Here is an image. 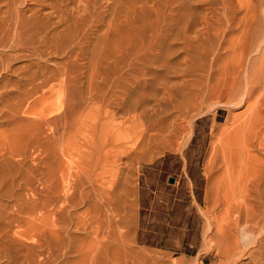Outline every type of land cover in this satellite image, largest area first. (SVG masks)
<instances>
[{
  "label": "rangeland",
  "instance_id": "374dc122",
  "mask_svg": "<svg viewBox=\"0 0 264 264\" xmlns=\"http://www.w3.org/2000/svg\"><path fill=\"white\" fill-rule=\"evenodd\" d=\"M241 50L245 54L252 51L249 59L257 62L252 69L264 74V0H0V238L8 226V244L3 250L7 253L0 252V264H264V186L261 197L255 192L252 197L234 194L218 202L213 197L223 175L215 172L221 160L212 169L214 149L222 131L232 129L236 121L243 123L247 105L231 110L229 105L207 99L210 105L200 104L198 113V107L192 108L205 84L218 78ZM167 88L173 94L169 98L164 94ZM111 93L115 94L114 107L137 93L160 100L159 114H148L149 119L146 116L144 126L138 128H146L147 139L152 137L149 130L155 135L160 126L170 129L171 121L177 119L186 120L185 129L191 132H181L179 143L170 149L148 142L144 156L141 146L136 153L121 155L116 168L106 172L117 171L112 174L115 178L105 175L103 194L88 184L91 197L82 209L86 230L77 233L72 243L65 234L54 233L60 229L58 222L52 220L40 228L33 204L37 197L28 190L38 188L43 156L47 171L65 160L58 154L65 120L60 117L54 133L32 122L63 116L66 104L74 105L68 118L78 117L91 104L101 103L98 107L102 108V99ZM186 104L192 108L187 112ZM174 106H181L185 113ZM178 114L183 117L177 118ZM261 129L255 138L245 130L237 136L242 138L241 148L246 150L243 145H249L248 154H256L259 159L252 158L260 165L264 163ZM39 145L45 147L41 158L37 156ZM161 160L164 167L153 171L160 183L149 190L176 193V188L163 184L168 176L190 174L193 181L186 180L177 189L183 200L179 206L172 207L174 197L161 202L159 210L170 214L164 216L168 227L162 226L161 231L170 238L155 240L159 246H144L136 238L140 196L146 192L141 174ZM18 199L30 205L27 211L33 216L16 215ZM89 216L94 221L88 225L87 221L92 222ZM16 218L21 221L20 231L24 228L35 241L16 243ZM32 223L37 226L35 231L29 230ZM89 239L98 241L90 244ZM169 243L173 251L164 249ZM89 248L93 251L88 252Z\"/></svg>",
  "mask_w": 264,
  "mask_h": 264
},
{
  "label": "bare ground",
  "instance_id": "6f19581e",
  "mask_svg": "<svg viewBox=\"0 0 264 264\" xmlns=\"http://www.w3.org/2000/svg\"><path fill=\"white\" fill-rule=\"evenodd\" d=\"M11 37L14 38V36H11ZM10 43H12V42H10ZM12 46H14V43L12 44ZM10 47H11V45H10ZM261 49H262V47H261ZM241 51H242V53L239 55L235 56V54H234L235 57L234 56H233L234 58L232 57L230 65H228L225 69H223V71L220 69V71H222V72H219L220 75H217V77H218V78H216L217 80L216 79L213 81L209 80L207 85L205 84V88L202 90L203 92L201 93V95H199L198 98L195 97L196 99L194 98L195 100H197V99H199V100L196 101L197 103L194 101L195 104L194 103L192 104V108L198 107L197 109H195L197 113H198V109H199L200 104L202 106H203V104H207L209 106L210 105L209 102L211 100H212V102L214 100H216V102L218 101V102L224 103L221 105H229L231 110L236 105H238V106L239 105L240 106L247 105V108H245L246 110L243 112V115L245 116V120L243 121V123H240L237 125L236 124L237 121L236 122L233 121L234 122L233 128H232V126H230L231 124H229V126H228V127H231L232 129L228 130L225 133H224V131H222L223 133L220 132V133H222V135L219 134L221 136L218 139V141H220L219 144H217L218 148L214 149L215 155H214V159H213L212 169L216 168V166H218V162L221 160L220 167H219L218 171H215V172H217L216 174H219L222 171V174H223V175L220 174L222 176H221L220 183H218L219 184L218 185L219 190L217 191V189H216L215 190L216 196H215V193L213 195V197H216L215 200L217 202L219 200H221V198H223V200L225 199L224 201H226V199L227 200L230 199L231 196H233L234 194H240L243 196H245L247 194V196L249 195L251 197H252V194L254 192L256 193L255 195H257L258 197H261V195L263 194L262 186H264V185H262V184L264 182V163L261 160L262 158L260 157V160L262 161V164L260 165L259 164L260 162L258 163V161L256 160V159H259V158H257L256 154L252 153L253 156H252V154L251 155L248 154V153H250V148H248L249 145L248 146H247V144H246V146L243 145L244 148L246 147V150L241 148L242 146H241L240 140L242 138L241 139L239 138L240 139L239 140L237 138V136L240 133V131L242 132L243 130H245L246 133H248V135H250L251 137L252 136L254 137V136H256V134L259 133V132H257V130H259L262 127H263V129H261V132H262V130H264V74L259 73L262 70L258 69L259 71L257 73V71H254L252 69V68H255V67H252L253 64L257 63V62H255L256 59L253 61L255 63H252V61L250 60L251 59L250 55L252 54L251 53L252 51L249 50L246 54L243 52V50H241ZM256 53H258V52H256ZM262 54H263L262 55V61H263L262 64H263L264 63V52ZM89 94L91 95V92H89ZM164 94L166 97L169 98L172 94L171 89L167 88L164 91ZM238 95L242 96V98H240V101L238 99L239 98ZM165 96L162 98L165 99ZM114 98H115V94L113 95V93H111L109 96H106L105 99H102L103 102L101 100L102 106H103L102 108H101V106H99L100 108L98 107L99 103L97 105H94V106L91 104L89 107H86L85 110H83L80 114H78L77 115L78 117H71L70 119L68 118V115L70 116L71 112L74 110V105L73 104H66L63 116H59L58 118L54 117V118L48 119V120L45 119L46 120V121L44 120L45 122L42 120H40V122H38V123H37V121L32 122L34 125L37 124L40 127L41 126L48 127L53 132V130H52L53 127L56 128L55 126L59 125V122H61V120H62V119L60 120V117H62L65 120L64 127H63L64 131H63V133H62V131H61V133L59 132L62 140L60 142L61 143L60 148L58 147L59 148L58 154L63 157V158L62 157H60V158L65 159V160L63 162L58 163L60 165H59V167L57 166L58 167L57 169L52 168V170L49 169L50 171H47V166L45 164V156H43L44 158L39 160V161H41L39 164L41 166V169L39 170V174H38L39 175L38 188H34V186L32 185L33 187H30L28 190H30L32 192L34 197H37V199L35 200V202L36 201L37 202L33 203V204L37 205V207H36L37 211L35 212V215L39 214L38 215V217H39L38 222H39L40 228L43 227L42 225H46L52 220L55 223L58 222L57 224H58L60 229H59V231H54V233L58 234V236L62 235V233L65 234L64 236H66L70 242H72V240L75 241V239H76L75 235L77 233H80V232L85 233L84 231L86 230V229H84V228H86V226H85L86 217H85V212L82 211V209H84V207H83L84 204L86 202H88V200L90 201V197H91V195L89 194L90 192H88V189H87L88 184L93 186L95 189H97V192H102V194H103L104 192H106L103 189V186H104L103 181H104L105 175H110V174L112 175L113 172H115L116 170H114V168H113V172H111L109 174H106V172L108 173L109 168L112 170V166H115L114 164L120 159L121 155L126 156V155H128V152H130V151L135 152L140 146L142 147V149H143V147H145L144 149L148 150V148H147L148 142L149 143H152V142L156 143L157 142L161 146L164 145L165 147H167L169 149L173 148L175 146L176 141L180 140L179 139L180 133L183 131L185 133H187L188 130H190V129H185L186 125L183 123L186 120L181 121V119L179 117V116L183 115L182 113L187 112L189 107H190V109H192L191 105L188 106L190 104L189 103V104H186L188 106V108L185 106L182 107V108L185 107V109L187 108V110H184L185 112H183L179 108L181 106H179L178 108H176L174 106L175 109H177V111L181 110V111H179V113L181 112L182 115L178 114V117H177L180 120H178V119H177V121L172 120L171 121L172 126H170V129H169V127H166V125L163 127L160 126L162 128L159 127L160 129L158 128V130H157L159 132L155 135H152V133H151L152 130H149L152 137L147 139L146 136H144V132L146 131V133H147V130H145L146 128H143L141 131H139L138 128L140 126L141 127L144 126L143 120L147 119L146 116L148 114H152V113L154 114L159 109L161 110L162 105H161V102H159L160 100L158 101V100H154V99H148V98H145L142 93H137V94H133L132 97L130 96L127 98H122V101H120L118 103L115 102L116 105L114 107L113 102L116 101V100H113ZM207 99L210 100L208 103H206ZM167 100L169 101L170 99H167ZM165 102L167 103V101H165ZM216 102H214V103H216ZM182 104L183 103H181V105ZM214 105L211 106L210 108L212 109V107L217 106V105H215V106ZM204 107H205V105H204ZM204 107H202L203 109L201 108L202 111L205 109L208 111V109L207 108L204 109ZM222 108H225V107L222 106ZM201 109H200V111H201ZM228 109H225V110H228ZM189 111H191V110H189ZM157 113L159 114V111ZM186 115H187V113H186ZM186 115H184V116H186ZM243 115H242L241 119H243ZM197 116H198V114H197ZM147 117L149 119V116H147ZM191 117H194V115ZM231 117H230V119H231ZM155 119H157V118H155ZM183 119H185V118H183ZM186 119H187V117H186ZM235 120H237V119H235ZM189 121L191 123V121H193V120L190 119ZM235 124H236V126H234ZM194 125H193V129H194ZM154 126H155V124H154ZM189 126H190V124H189ZM220 129L222 130L223 128H220ZM157 131H155V132H157ZM190 132H191V130H190ZM56 135H57V133H56ZM189 136H190V134L186 135L184 137V143L187 142ZM241 136H242V134H241ZM57 137L59 138V135L56 136V138ZM243 138L245 139V137H243ZM181 139H182V137H181ZM245 142H248V141L245 140ZM259 142H260L259 143L260 146H262V148H263L264 147V140L262 139V141H259ZM177 143H179V142L177 141ZM252 144H253V147L256 148L254 141L252 142ZM151 146H153V145H151ZM155 146H156V144H155ZM155 146H153V147H155ZM183 147H185V146L183 145ZM247 148H248V151H247ZM144 149L142 151L140 150L141 154L143 156L145 155V154H143L144 152L145 153L148 152L147 150H144ZM44 151H45V147L43 145H41V146L39 145V148H37V152H38L37 156H39L41 158ZM261 151H264V148ZM132 155H133V153H132ZM133 156H135V154ZM254 156L256 159L252 158ZM54 161H55V159H54ZM58 161H60V160H58ZM209 162H211V161H209ZM61 163H63V164H61ZM247 163H248V165H247ZM253 163H256V164H253ZM116 166H115V168H116ZM239 166H240V168H239ZM114 175H112V176L115 178ZM220 186L223 190L220 189ZM249 186H251L253 188V191H252V188H250ZM94 188H91V189L94 190ZM111 192L112 191H110V193ZM100 196H101V194H100ZM251 197H249V198H251ZM258 197H256V198H258ZM253 198H254V196H253ZM21 200H23V199H21ZM244 200H245V198H244ZM16 202H17V200H16ZM16 202L14 205V207H15L14 212H16V215H25V214H27V215L30 214L31 216L34 215L32 212L30 213L31 210L27 211L29 209L28 206H30V205L26 206L25 205L26 203L19 202V199H18V202L17 203ZM88 207H90V204L88 205ZM86 210H87V208L85 209V211ZM87 213L88 214L91 213V210L89 209V212H87ZM91 216H89L88 218H90ZM92 218L93 217H91V219ZM20 219H22V218H20ZM93 221L94 220L92 219V222L87 221L86 223H88V225H89V223H93ZM14 222H15V224H17L16 229L14 230V233H13L14 238L17 241L16 242L17 244H18V242H20V244H23V242H25V239H28V240L31 239V241L32 240L35 241V237H29V235H28L29 233L23 232L24 228L22 231H20V227L22 225L20 224L21 221L19 220V218H16V220ZM27 224H30V223H26V225ZM50 224H51V222H50ZM51 226H50V228H51ZM7 227H6V229H7ZM29 228H30L29 230L35 231L37 226L35 223H32ZM6 229H5V231H4V229H2L5 232V234L1 235V238H0V252L2 251V253L4 252L5 254L7 252H5L3 250H6L7 244H8L5 242V239L7 237ZM87 231H89V230H87ZM223 232L224 231H222V233ZM50 234H51V232H50ZM89 235L90 234H88V236ZM95 235L98 239L99 237L97 235H99V234H95ZM82 237H83V235H82ZM90 237L91 236H89V238ZM97 239H96V241H98ZM92 240L95 241V239H91L90 244H91ZM95 242H93V243H95ZM17 244H15V245H17ZM26 244H27V242H26ZM90 246H92L91 248L93 249V245H89V247ZM9 247H12V244ZM33 247H34V245H33ZM33 247H31V248H33ZM12 249H14V248H12ZM95 249H96V247L93 250H95ZM93 250H91L89 248V250H87V251L92 252ZM29 251L31 252V250H28V252ZM70 252H73V251H70ZM42 254H44V253H42ZM36 255H38V254H36ZM78 255H80V254H78ZM27 256L28 255L26 254V259H28ZM56 256H58V255H56ZM82 256H84V255H82ZM97 256H99V255H97ZM28 257H30V256H28ZM48 257H49V255H48ZM52 259H54L53 256L51 257V260ZM57 259H58V257H57ZM89 259L91 260V258H89ZM81 260L83 261L84 258H82ZM87 260H88V258H87ZM38 261H36V262H38ZM32 263H35V262L32 261ZM74 263H75V261H74ZM81 263L83 264V262H81Z\"/></svg>",
  "mask_w": 264,
  "mask_h": 264
},
{
  "label": "crops",
  "instance_id": "0c3cea01",
  "mask_svg": "<svg viewBox=\"0 0 264 264\" xmlns=\"http://www.w3.org/2000/svg\"><path fill=\"white\" fill-rule=\"evenodd\" d=\"M158 162V161H157ZM165 162L159 161L157 165L153 168H148L143 171L142 175V183L145 186V191L140 196V209L141 215L137 225V242L144 245V246H159L158 243H154L155 240H163L169 239L165 233V231H161L162 226L166 223L168 224L166 218L164 216H170V214L162 213L159 209L161 208V202L163 200H170L171 197L173 198L172 207L179 206L178 202L183 201L182 198H178L179 187L182 182L188 180L193 181L190 174H186L185 178L184 175H174L168 176L163 184L168 185L169 187L176 188V193H164V191H151L149 188L154 184H159L160 180L156 178L154 170H159L164 167ZM174 179L173 183H170L171 179ZM174 214V213H173ZM176 215V214H174ZM173 219V218H172ZM174 220V219H173ZM168 227V226H167ZM154 243V244H153ZM164 249L168 251H173L171 248L170 243L167 244ZM164 246V245H163ZM192 245L190 246V248ZM186 255V253H180ZM187 256V255H186Z\"/></svg>",
  "mask_w": 264,
  "mask_h": 264
},
{
  "label": "water",
  "instance_id": "95a60500",
  "mask_svg": "<svg viewBox=\"0 0 264 264\" xmlns=\"http://www.w3.org/2000/svg\"><path fill=\"white\" fill-rule=\"evenodd\" d=\"M173 182H174V179L172 178L171 181H170V183H173Z\"/></svg>",
  "mask_w": 264,
  "mask_h": 264
}]
</instances>
